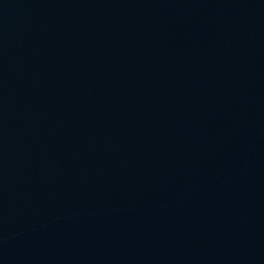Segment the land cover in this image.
<instances>
[{"label": "water", "instance_id": "95a60500", "mask_svg": "<svg viewBox=\"0 0 264 264\" xmlns=\"http://www.w3.org/2000/svg\"><path fill=\"white\" fill-rule=\"evenodd\" d=\"M0 264H264V0H0Z\"/></svg>", "mask_w": 264, "mask_h": 264}]
</instances>
